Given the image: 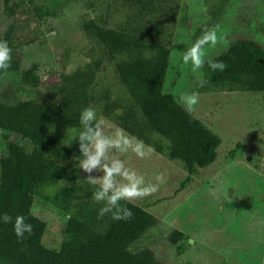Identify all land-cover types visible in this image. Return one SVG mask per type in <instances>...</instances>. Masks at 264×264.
<instances>
[{
    "label": "trees",
    "instance_id": "obj_1",
    "mask_svg": "<svg viewBox=\"0 0 264 264\" xmlns=\"http://www.w3.org/2000/svg\"><path fill=\"white\" fill-rule=\"evenodd\" d=\"M79 1L0 0V40H7L13 50L11 67L0 72V78L16 79L0 100V214L24 215L33 225L31 235L21 241L11 224L0 223V264H168L151 248L137 245L159 224L148 205L121 201L133 213L128 220L98 215L104 202L92 198L98 185L79 176L75 128L80 111L94 107L98 121L106 119L145 147L183 163L188 177L180 188L198 169L215 162L220 136L182 107L175 92L174 80L181 74H172V45L187 4L83 0L80 62L70 73L58 74L56 81L43 83L37 64L22 68L21 50L36 42L32 26L42 27ZM228 1L209 2L207 23L191 34V46L208 29H219ZM243 36L230 39L225 49L205 60L199 92L264 94V36ZM208 60L223 61L226 68L214 71ZM172 75L175 83L170 86ZM23 86L34 91L32 98L20 97ZM38 202L65 217L57 244H46L48 221L34 213ZM188 240L179 230L167 237L179 248Z\"/></svg>",
    "mask_w": 264,
    "mask_h": 264
},
{
    "label": "rangeland",
    "instance_id": "obj_2",
    "mask_svg": "<svg viewBox=\"0 0 264 264\" xmlns=\"http://www.w3.org/2000/svg\"><path fill=\"white\" fill-rule=\"evenodd\" d=\"M209 2L185 0L187 16L176 23L171 63L176 66L172 74L176 77L178 70L181 74L174 80L176 95L179 98L182 94L198 93V103L189 112L221 138L215 162L198 169L180 188L188 174L183 163L172 162L165 154L145 147L147 154L141 158L130 148L117 158L142 174L146 183L157 186L150 195L132 200L148 205L159 219V224L137 242L139 247L151 248L159 261L168 264H264V94L199 92L198 87L203 84L201 69L193 71L182 60L183 52L191 46V34L207 23ZM83 5V0L70 3L56 19L47 20L42 27L32 26L37 38L21 50L23 69L37 64L38 75L45 83L77 68L78 50L83 45L78 29ZM247 29L252 37L264 36L260 35L264 33V0H229L216 29L217 43L206 46L205 60L225 49L230 39L243 35L249 39ZM13 78H0V100L8 85L16 80ZM174 81L172 75L170 86ZM23 88L26 90L20 92V97L32 98L34 91L28 86ZM99 123L106 133L119 130L106 119H99ZM23 144L31 149L30 144ZM2 145L0 135V151ZM88 175L79 169L80 178L86 180ZM91 175L103 173L94 171ZM34 213L48 221L46 244H57L65 217L45 202H38ZM174 230L182 231L189 239L181 248L167 241Z\"/></svg>",
    "mask_w": 264,
    "mask_h": 264
},
{
    "label": "clouds",
    "instance_id": "obj_3",
    "mask_svg": "<svg viewBox=\"0 0 264 264\" xmlns=\"http://www.w3.org/2000/svg\"><path fill=\"white\" fill-rule=\"evenodd\" d=\"M217 43V30L215 27L205 31L190 48L182 54L184 64L189 65L193 71L200 70L204 63L206 46ZM12 48L7 40H0V72H6L11 67ZM209 67L216 71H223L226 65L223 61L208 60ZM199 94L192 92L182 94L178 102L191 111L197 105ZM76 129V143L80 155L76 157L79 169L88 173L87 181L98 185L92 198L96 202H104L98 215L111 213L114 220H128L133 213L121 201H132L146 197L157 190L154 184L146 183L142 174L126 166V161L118 157L121 152L130 148L138 157H145V145L140 140L129 137L120 129L109 134L101 127L97 111L94 107L83 108L79 113V126ZM151 151V149H149ZM102 172L101 176L91 175L93 172ZM0 223L11 224L17 240L25 239L26 234L31 235L33 225L24 215L13 217L8 213L0 214Z\"/></svg>",
    "mask_w": 264,
    "mask_h": 264
}]
</instances>
